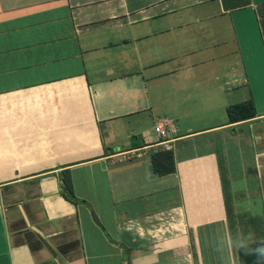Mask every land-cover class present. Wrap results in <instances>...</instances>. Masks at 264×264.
<instances>
[{
	"label": "crops",
	"instance_id": "obj_1",
	"mask_svg": "<svg viewBox=\"0 0 264 264\" xmlns=\"http://www.w3.org/2000/svg\"><path fill=\"white\" fill-rule=\"evenodd\" d=\"M238 233L264 240V0H0V264H239Z\"/></svg>",
	"mask_w": 264,
	"mask_h": 264
},
{
	"label": "trees",
	"instance_id": "obj_2",
	"mask_svg": "<svg viewBox=\"0 0 264 264\" xmlns=\"http://www.w3.org/2000/svg\"><path fill=\"white\" fill-rule=\"evenodd\" d=\"M227 112L232 124L253 119L255 116L253 102L230 106ZM154 162L156 174L159 176L175 172L174 159L170 152H159L156 154ZM259 243L248 245L245 249H240V264H258V257L251 250L258 246Z\"/></svg>",
	"mask_w": 264,
	"mask_h": 264
},
{
	"label": "clouds",
	"instance_id": "obj_3",
	"mask_svg": "<svg viewBox=\"0 0 264 264\" xmlns=\"http://www.w3.org/2000/svg\"><path fill=\"white\" fill-rule=\"evenodd\" d=\"M251 241V236H244L243 234H239L237 239L233 241L232 237L229 236L227 238V246L231 248H240L245 249L248 247ZM258 257V264H264V240L260 241L259 245L251 250Z\"/></svg>",
	"mask_w": 264,
	"mask_h": 264
},
{
	"label": "rangeland",
	"instance_id": "obj_4",
	"mask_svg": "<svg viewBox=\"0 0 264 264\" xmlns=\"http://www.w3.org/2000/svg\"><path fill=\"white\" fill-rule=\"evenodd\" d=\"M104 132H105V135L107 137L108 136L107 130L105 129ZM225 137H227V131H224V132H221L219 134L214 135V139H216V141H225ZM239 264H240V262H239Z\"/></svg>",
	"mask_w": 264,
	"mask_h": 264
},
{
	"label": "built area",
	"instance_id": "obj_5",
	"mask_svg": "<svg viewBox=\"0 0 264 264\" xmlns=\"http://www.w3.org/2000/svg\"><path fill=\"white\" fill-rule=\"evenodd\" d=\"M156 130H157V132H158L162 137H166V136H167V134H166V130H164V128L158 126V127L156 128Z\"/></svg>",
	"mask_w": 264,
	"mask_h": 264
}]
</instances>
